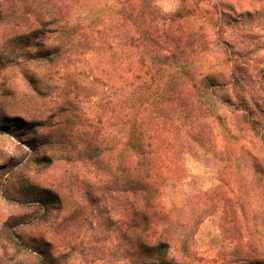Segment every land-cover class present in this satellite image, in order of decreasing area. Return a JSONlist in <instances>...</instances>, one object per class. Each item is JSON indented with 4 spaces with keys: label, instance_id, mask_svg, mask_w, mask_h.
Returning a JSON list of instances; mask_svg holds the SVG:
<instances>
[{
    "label": "trees",
    "instance_id": "1",
    "mask_svg": "<svg viewBox=\"0 0 264 264\" xmlns=\"http://www.w3.org/2000/svg\"><path fill=\"white\" fill-rule=\"evenodd\" d=\"M87 1L0 0L6 40L0 74L21 80L27 97L57 99L43 118L27 121L17 116L7 128L0 123V131L13 133L31 150L22 165L47 169L61 154L73 168L81 162L96 169L95 186L88 178L69 174L73 202L79 210L98 209L108 198L116 203L117 215L123 213L113 264H208L189 254V243L194 228L213 216L216 206L207 209V191L168 190L185 173L182 154L195 148L222 163V176L235 172L240 183L233 204L221 210L220 218L233 221L236 213L231 206H237L246 234L242 256L216 264H264V106L253 107L246 97L254 78L250 67L257 61L245 43L258 37L235 27L238 19L251 16V9L245 8L251 2L180 0L179 8L168 14L157 0H102L96 8ZM257 4L264 8V0ZM77 12L83 16L76 18ZM198 16L206 20L204 26H195ZM107 32L120 46L119 54L129 47L131 76L123 80L122 88L133 87L132 97L125 105L119 100L111 111L112 131L79 134L81 109L69 97L68 86L53 90L46 85L53 75L38 78L30 66L56 74L58 64L62 68L81 56L96 36ZM238 42L244 45L237 47ZM114 56L120 58L117 51ZM258 73L263 90L264 65ZM4 94L10 90L5 88ZM106 118L103 114L101 120ZM19 160L23 156L6 167L0 165L1 196L21 210L5 222L2 248L29 257L34 264H70L72 256L82 252L75 244L60 251L49 239L23 234L28 226L44 221L52 206L61 208L65 199L51 188L38 191L19 174ZM121 241L126 242L125 249L119 252ZM173 245L182 256L172 254Z\"/></svg>",
    "mask_w": 264,
    "mask_h": 264
},
{
    "label": "rangeland",
    "instance_id": "2",
    "mask_svg": "<svg viewBox=\"0 0 264 264\" xmlns=\"http://www.w3.org/2000/svg\"><path fill=\"white\" fill-rule=\"evenodd\" d=\"M101 1L88 0L87 2L88 4L92 3V6L96 8L101 5ZM242 1L251 2V6L245 5V8L251 9V16L238 19L235 27L239 30H249L258 37L255 42L245 43L248 45V50H252L250 56H255L257 61L255 66L250 67L251 76L254 78L248 82L249 89H252L246 91V97L250 105L264 106V87L262 90L261 83L258 81L259 68L264 65V8L259 7L258 0ZM210 2L214 3L215 1L211 0ZM210 2H207L206 6L209 7ZM156 4L163 12L169 14L179 8L180 0H157ZM74 16L81 18L83 13L77 12ZM205 21L204 18L198 16L195 19V26H204ZM110 34L107 32L106 35L96 36L95 43L90 47V50L85 51L81 56L72 57L63 65L64 67L61 68L62 65L58 64L59 71L56 74L48 69L46 71V67L35 66V64L30 66L31 72H34L38 78L45 75L47 79L48 76L53 75L46 82L50 88L60 92L64 86H68L69 97L76 100L77 105L80 106L79 109H81L78 112L79 115L81 114V122L77 129L79 134L84 131L92 133L97 129L100 133L105 130L112 131L111 111L114 112L119 100H122L125 105L126 100L132 97L130 94L133 93V87L126 89L124 86L122 88L123 80L131 76L128 72L130 66L127 64L129 61L127 57L130 54L129 47L122 48V52L119 54L120 46H115ZM3 36V26L0 25V58L6 41ZM236 44L237 47L244 45L239 42ZM114 51H117L120 58L113 57ZM116 87H119L120 90L116 91ZM5 88L10 90L9 95L4 94ZM25 93L21 80L17 78L11 80L10 76L0 74V123L4 124L6 128L17 122L19 118L17 116L27 121L45 117L57 100L52 96L42 99L30 98ZM103 114L107 118L102 121ZM18 145L23 150L18 149L16 147ZM195 150L193 148L190 151L192 153L182 154L180 164L185 173L180 183H176L175 187H169L168 190L180 194L207 191V209H211V206L215 205L217 212L194 228L193 239L189 243V254L196 258H204V262L208 264L234 261L242 256V241L246 239V234L243 231L244 226L238 215L237 206H231L236 213V218L233 221L225 222L223 218H220V212L230 203L233 204L238 194L237 190L240 186L238 175L231 171L222 176L220 173L221 162L205 158ZM29 155H31V150L13 133L8 130L0 131V165L6 167L13 160H18L23 156V160H19V174L25 175L30 183L35 184L37 190L42 193L47 192L48 188L57 190L61 197H64L65 202L61 208L57 205L52 206L49 213L43 218L44 221L28 226L23 231L24 236L36 240L49 239L54 248H58L60 251H66L68 246L75 244L76 249H81L82 252L73 255L69 260L70 264H113V254L119 244L118 233L121 230V225L120 227L117 225L120 223L122 218L120 215L123 213L117 215V210L114 209L116 203H111L108 198V201L101 202L100 209H93L90 206L79 210V206L73 202L75 195L71 189L74 187H71L69 174L71 173L70 177L77 176L80 180L88 178L89 182L95 186L97 182L93 175L96 169L81 162L76 164L78 165L76 168H73L66 161L65 156L57 154L49 168L37 170L32 164L22 165ZM13 168L15 169V166ZM105 174L109 178V175ZM98 194L100 195V192ZM123 204L122 201L121 205L123 206ZM188 209L189 207L182 210ZM20 212L19 208L10 205L1 196L0 188V264H34V260L31 258L13 255L11 251L5 253L2 248L5 239L3 226L8 218L18 216ZM113 220H116L117 223H113ZM125 243V241H121L119 252L125 249ZM171 252L177 257L182 256V250L176 245L172 246Z\"/></svg>",
    "mask_w": 264,
    "mask_h": 264
}]
</instances>
